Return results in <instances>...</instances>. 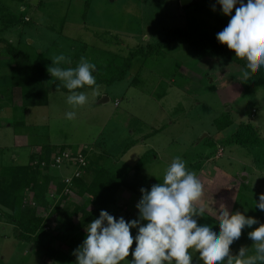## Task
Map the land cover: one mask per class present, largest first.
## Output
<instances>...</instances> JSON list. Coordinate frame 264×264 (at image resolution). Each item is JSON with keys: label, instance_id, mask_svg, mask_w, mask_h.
<instances>
[{"label": "rangeland", "instance_id": "374dc122", "mask_svg": "<svg viewBox=\"0 0 264 264\" xmlns=\"http://www.w3.org/2000/svg\"><path fill=\"white\" fill-rule=\"evenodd\" d=\"M215 3L197 0L182 6L178 0H0V36L39 58L46 72L51 60L60 54L71 61L62 64L64 68L76 67L81 57L96 65L92 73L96 86L78 91L87 95L83 106L73 108L66 103L69 93L53 91L46 105L28 107L19 88L13 90L14 99L0 101L1 174L9 165H27L43 138L55 146L66 143L70 147L66 152L71 155L87 150V156L83 155L88 163H114L120 171L134 167L148 152L152 161L140 169L138 190L121 187L116 196V214L127 221L138 217L140 189L162 182L165 168L179 156L203 185L202 196L194 204L204 209V217H196L198 224H214L218 229L216 210L221 203L230 213L240 211L264 223V212L255 207L258 195L264 192V88L251 90L246 85L244 67L221 56L197 59L192 48L182 42L159 52L155 49L147 59L138 54L123 77L116 73L124 57L136 49L143 52L146 43H157L168 28H187L214 48H227L215 36L230 17L221 13L219 5L213 11ZM234 12L235 8L232 15ZM12 64L5 45L0 44V87L9 82L11 73L21 75ZM103 97L109 100L100 103ZM67 111H75V118L66 119ZM224 113L233 122L219 130L216 120ZM247 122L261 132L258 146L232 142V133ZM40 135L36 144L35 137ZM132 142L137 144L123 154ZM48 187V195H52L54 182ZM22 194L23 204H29L34 193L26 188ZM76 201L84 202V198L76 197ZM39 214L44 211L40 209ZM48 225V232L41 233L42 244L20 242L14 238L12 224L0 218V264H75L72 253L82 242H67L64 234L53 241L56 220ZM255 227L258 225L242 229L230 249L233 254L241 246L250 247L248 254H254L247 232ZM130 233L134 236L136 229ZM49 241L50 249L44 246ZM189 251L192 264H203L198 253ZM127 259H132L131 253L121 264H128Z\"/></svg>", "mask_w": 264, "mask_h": 264}, {"label": "clouds", "instance_id": "9594fccd", "mask_svg": "<svg viewBox=\"0 0 264 264\" xmlns=\"http://www.w3.org/2000/svg\"><path fill=\"white\" fill-rule=\"evenodd\" d=\"M216 5L224 16L230 17L216 33L217 42L245 59L246 68L252 72L264 68V0H216L213 11ZM51 61L47 72L69 91L66 103L73 108L86 104L87 95L76 89L95 85L92 73L96 65L81 57L76 67L64 68L61 65L71 61L63 54ZM248 75L245 70L243 76ZM75 116V111L65 113L68 120ZM202 191L197 175L186 168L179 156L174 157L164 170L162 182L140 189L136 219L126 221L101 210L99 217L87 224L85 238L72 253L75 264H121L129 256L133 241L135 247L128 264H192L189 250L198 253L203 264L264 262V223L240 211L230 213L221 203L216 210L218 229L214 224H198L196 217H204V209L194 204ZM255 207L264 212V192L258 195ZM253 225L258 227L248 231L247 237L253 242L254 254H248L250 247L246 246L233 254L230 246L240 238L242 229ZM130 229H136L134 236Z\"/></svg>", "mask_w": 264, "mask_h": 264}, {"label": "trees", "instance_id": "16d2710c", "mask_svg": "<svg viewBox=\"0 0 264 264\" xmlns=\"http://www.w3.org/2000/svg\"><path fill=\"white\" fill-rule=\"evenodd\" d=\"M24 2L25 0H14ZM179 2V1H178ZM190 5V4H189ZM2 29V28H1ZM0 29V31H1ZM165 34L155 44L146 43L144 50L132 51L125 59H122L118 70V77H123L126 70L132 66L136 55L141 54L150 56L155 49L158 52L164 47H171L174 43H187L193 50L197 59H204L209 56H221L242 65L249 72L245 80L246 85L251 90L264 88V68L257 72H252L246 68V60L235 56V53L228 48H214L203 38L194 36L187 28L173 27L165 29ZM0 44L5 45L7 54L12 60V66L21 72V75L14 76L12 73L8 77V83L0 87V101H10L14 99L15 88H19L24 98L23 103L28 107L44 106L48 103V95L53 91L69 93L64 88L61 81L55 78L50 79L46 72L44 64L39 58L31 57L22 47L10 42L7 38L0 36ZM142 48V49H143ZM140 73L138 72L137 75ZM138 78L134 79V82ZM97 84L100 83L98 80ZM93 85L92 87H95ZM88 85L76 89V91L85 90ZM12 92V93H11ZM253 92V91H252ZM8 98V100H6ZM25 106V108H27ZM233 120L228 113H224L221 118L216 120L219 130L226 129L232 124ZM261 132L258 127L251 122L241 125L232 133V142L237 145L258 146L261 143ZM38 141H35V143ZM37 144V143H36ZM136 142L128 143L123 150V154L133 147ZM39 151L31 155L27 165L16 163L3 168L0 172V218L13 226L14 238L20 242L42 244L41 233L48 232L50 220H56V227L53 229L54 235L51 239L55 241L64 234L65 240H79L82 242L86 236L85 228L92 220L99 217L101 210L107 211L110 215L118 217L116 214L117 193L121 187L136 192L139 188L136 178H139L140 169L143 168L148 160V152L143 154L136 165L131 169L117 170L112 165H104L95 160L87 162V167H81V175L74 176V168L71 161H63L61 165L57 164L56 159L62 156L64 150H69L65 144L59 146L49 145L48 140L43 138L38 142ZM54 149V150H53ZM87 156V150H81ZM155 156L156 153H150ZM55 164V166H52ZM71 164V165H70ZM61 166V167H60ZM70 170L69 173L66 170ZM65 170V173L63 172ZM133 172V173H132ZM72 176L69 183L66 179ZM137 181V182H136ZM144 181V180H143ZM56 187L50 192L48 187L53 183ZM30 188L33 199L29 204H23V192ZM148 189V187H146ZM49 190V191H48ZM84 198V202L76 201V197ZM88 198L90 199H87ZM93 206L89 208V206ZM40 209L44 214H39ZM78 219V221H74ZM56 233V234H55ZM50 235L48 236V238ZM50 239V238H49ZM49 243L44 244L49 248ZM73 245V243H72ZM134 245V244H133ZM135 247V245H134ZM233 246H230L232 250ZM132 249L129 250V254Z\"/></svg>", "mask_w": 264, "mask_h": 264}, {"label": "built area", "instance_id": "2783aa9c", "mask_svg": "<svg viewBox=\"0 0 264 264\" xmlns=\"http://www.w3.org/2000/svg\"><path fill=\"white\" fill-rule=\"evenodd\" d=\"M71 159V160H70ZM63 161H71L72 162V167L74 168V176H80L81 175V167H87V160L86 157L83 154H75V155H71L68 152H66V150L63 151L62 156L58 157L56 159L57 164L59 163V165H61L63 163ZM52 166H55V164H52ZM72 179V176H70L69 178L66 179V182L69 183Z\"/></svg>", "mask_w": 264, "mask_h": 264}, {"label": "water", "instance_id": "95a60500", "mask_svg": "<svg viewBox=\"0 0 264 264\" xmlns=\"http://www.w3.org/2000/svg\"><path fill=\"white\" fill-rule=\"evenodd\" d=\"M180 4L182 6H187L189 4H191L193 2V0H179ZM109 99L107 97H103L100 101V103H105L106 101H108Z\"/></svg>", "mask_w": 264, "mask_h": 264}, {"label": "crops", "instance_id": "0c3cea01", "mask_svg": "<svg viewBox=\"0 0 264 264\" xmlns=\"http://www.w3.org/2000/svg\"><path fill=\"white\" fill-rule=\"evenodd\" d=\"M178 1H179V0H178ZM196 1H197V0H193L192 3L194 4ZM198 1H199V0H198ZM203 1H204V0H203ZM200 2H201V1H200ZM192 3H191V4H192ZM193 4H192V5H193ZM228 20H229V19H228ZM228 20L225 22V25H220V26L225 27V26L227 25L226 23L228 22ZM37 138L40 140V139H41V135H40V136H36V137H35V141H37V140H36ZM48 142H49V145H51V146H55L54 144H52V143L50 142V140H48ZM63 144H66V143H63ZM55 147H56V146H55Z\"/></svg>", "mask_w": 264, "mask_h": 264}]
</instances>
